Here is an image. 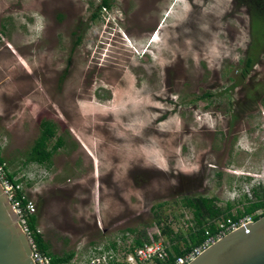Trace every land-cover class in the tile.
<instances>
[{
	"label": "rangeland",
	"instance_id": "rangeland-1",
	"mask_svg": "<svg viewBox=\"0 0 264 264\" xmlns=\"http://www.w3.org/2000/svg\"><path fill=\"white\" fill-rule=\"evenodd\" d=\"M101 2L0 0V158L75 264L143 232L183 249L185 197L264 199V0ZM44 120L62 145L37 165Z\"/></svg>",
	"mask_w": 264,
	"mask_h": 264
},
{
	"label": "built area",
	"instance_id": "built-area-1",
	"mask_svg": "<svg viewBox=\"0 0 264 264\" xmlns=\"http://www.w3.org/2000/svg\"><path fill=\"white\" fill-rule=\"evenodd\" d=\"M10 174L6 163L3 160L0 161V185L17 216L20 228L28 238L34 263L75 264L70 261L54 263L51 256L38 250L31 238L27 223L28 217L35 213V205L27 197L26 193L23 192L21 183L15 175L9 178ZM263 213L264 210L256 209L252 213L245 214L237 220H232L230 218L216 219L213 221L215 225V231L213 233L207 231L206 238L200 244L192 247L181 256L175 257L171 263H167L169 260V251L162 245L159 239L150 237V240L143 245L131 246V248L129 247L127 250L123 248L119 250L118 245L113 244V247H110L107 251L101 249L97 252L92 251L90 255L87 256L85 264H188L214 242L236 230L255 216Z\"/></svg>",
	"mask_w": 264,
	"mask_h": 264
},
{
	"label": "trees",
	"instance_id": "trees-1",
	"mask_svg": "<svg viewBox=\"0 0 264 264\" xmlns=\"http://www.w3.org/2000/svg\"><path fill=\"white\" fill-rule=\"evenodd\" d=\"M99 8H108L107 0H102ZM264 16V15H263ZM260 19L264 20L257 13L251 15V28L259 30L261 36H264V23L260 25ZM261 37V38H262ZM252 56L249 55L244 60V69L242 75H246L248 69L252 65ZM40 132L34 144L32 145L28 157V162L35 163L37 165H44L49 163L53 152L62 145L61 140L58 138L56 142L49 148L48 144L55 137V127L49 121H41L39 124ZM3 159L0 158V161ZM15 173H11L9 178L13 177ZM255 194V193H254ZM183 205L191 211L193 226L190 228L186 237H180L186 245L183 249H180L178 245L173 244L171 251H169V260L167 263L173 262L175 257L181 256L185 252L189 251L192 247L200 244L206 238V232L213 233L215 231V225L213 221L216 219L230 218L237 220L245 214H250L256 209L264 210V199L257 202L256 207H250L244 205L242 209H237L234 214L231 213V205L227 204L224 209H221L215 205V199H209L204 197H185L183 199ZM264 214V213H263ZM262 214V215H263ZM261 215V216H262ZM260 216H255L256 220ZM28 229L30 231L31 238L36 244L38 250L52 257L54 263L66 262L71 258L70 254L62 255L61 257L51 255L49 251V245L42 239L41 235L36 231V217L31 215L27 219ZM147 236L143 232L140 238H137L133 242V246H141L147 242ZM113 247V244L111 245Z\"/></svg>",
	"mask_w": 264,
	"mask_h": 264
},
{
	"label": "water",
	"instance_id": "water-1",
	"mask_svg": "<svg viewBox=\"0 0 264 264\" xmlns=\"http://www.w3.org/2000/svg\"><path fill=\"white\" fill-rule=\"evenodd\" d=\"M261 215L214 242L188 264H264V214ZM0 264H35L28 238L1 185Z\"/></svg>",
	"mask_w": 264,
	"mask_h": 264
},
{
	"label": "flooded vegetation",
	"instance_id": "flooded-vegetation-1",
	"mask_svg": "<svg viewBox=\"0 0 264 264\" xmlns=\"http://www.w3.org/2000/svg\"><path fill=\"white\" fill-rule=\"evenodd\" d=\"M66 262H68V261H66Z\"/></svg>",
	"mask_w": 264,
	"mask_h": 264
}]
</instances>
